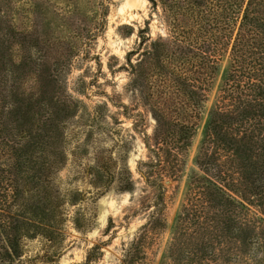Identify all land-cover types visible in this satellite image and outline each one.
<instances>
[{"label": "trees", "instance_id": "16d2710c", "mask_svg": "<svg viewBox=\"0 0 264 264\" xmlns=\"http://www.w3.org/2000/svg\"><path fill=\"white\" fill-rule=\"evenodd\" d=\"M149 2L166 34L153 38L141 29L122 67L127 87L155 120L151 134L141 131L148 159L137 170L154 189L157 214L166 204V182L184 172L209 92L228 59L196 159L200 173L189 183L169 257L174 264H264V0ZM3 13L0 5V264H22L29 240L42 237L51 247L64 240L67 218L55 177L66 161L58 146L61 125L74 112L59 95L65 59L54 60L60 67L51 71L50 59L17 54L14 46L31 31L11 24L14 40L5 38ZM136 115L138 129L145 117ZM122 173V189L131 190L132 171L126 166ZM106 178L114 182L112 172ZM155 217L130 242L122 264H145V249L163 223Z\"/></svg>", "mask_w": 264, "mask_h": 264}, {"label": "rangeland", "instance_id": "374dc122", "mask_svg": "<svg viewBox=\"0 0 264 264\" xmlns=\"http://www.w3.org/2000/svg\"><path fill=\"white\" fill-rule=\"evenodd\" d=\"M0 5L6 18L5 38L14 40L8 35L11 24L31 31L25 41L17 40V54L48 58L51 71L60 67L54 60L65 59V64L60 63L65 68L58 81L63 91L59 95L66 96L74 112L61 125L64 143L58 146L66 161L55 177L67 218L64 240L54 247L42 237L29 240L22 264H89V254L95 259L90 264H122L130 242L153 215L163 223L142 262L174 264L169 243L189 183L200 173L196 159L228 71V59L220 64L209 92L184 172L179 180L166 182V204L157 214L154 189L137 170L139 162L148 159L141 131L151 134L155 120L127 87L129 73L122 66L127 53L138 47L141 29L153 38L166 34L159 13L149 0H0ZM36 39L44 44L30 46L29 41ZM43 84L54 87L48 80ZM138 112L145 121L135 129ZM126 166L133 173L131 190L122 189ZM107 171L114 178L109 184Z\"/></svg>", "mask_w": 264, "mask_h": 264}]
</instances>
